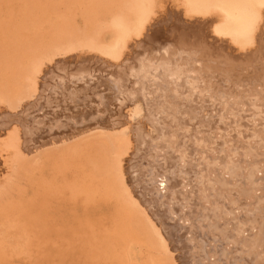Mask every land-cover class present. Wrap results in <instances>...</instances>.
Segmentation results:
<instances>
[{
    "label": "bare ground",
    "instance_id": "6f19581e",
    "mask_svg": "<svg viewBox=\"0 0 264 264\" xmlns=\"http://www.w3.org/2000/svg\"><path fill=\"white\" fill-rule=\"evenodd\" d=\"M192 37L198 46L184 49ZM149 44L138 68L156 66L163 76L159 69L153 80L129 84L122 73ZM211 50L233 77L241 64L264 59V0H0V264H180L179 248L193 264V245L195 264L210 255L212 264H264V91L236 122L218 112L193 122L190 109L203 111L208 95L200 93L199 106L185 82L175 93L162 79L178 58ZM60 65L103 71L90 73L106 76L115 116L31 142L21 120ZM248 76L240 85L264 87L259 67ZM249 121L257 130L246 134ZM157 133L172 155L161 162L159 139L153 147L148 139ZM181 155L186 169L177 177L172 161ZM174 212L187 214V228L170 224Z\"/></svg>",
    "mask_w": 264,
    "mask_h": 264
},
{
    "label": "rangeland",
    "instance_id": "374dc122",
    "mask_svg": "<svg viewBox=\"0 0 264 264\" xmlns=\"http://www.w3.org/2000/svg\"><path fill=\"white\" fill-rule=\"evenodd\" d=\"M196 41H198V38L196 37H192V38H186L184 42H182V46L184 47V49H189L190 46H193V45H197L198 46V43H195ZM153 46L154 44H149L147 46H144L142 48V50L136 55L137 58H139V60L137 61H134L135 64H132L134 66V70L136 71H133V68L131 69V64L130 66H128L127 69H129L130 67V71L128 73V75L130 74V76H127V73H122L125 74L126 76H124L128 83L131 84H135L134 82H144L146 83V81L148 79H151L153 80V78H156L157 76V71H159L160 69V74H162L161 76H163V72L164 70L161 69V68H155L156 66H154L153 68H151V65L150 67L148 68L147 67V70L148 72H146L144 69H141L138 68L140 65L144 66V64L148 62V60H146V58L150 57L149 54L151 52H153ZM151 51V52H149ZM215 51V50H214ZM144 52V53H143ZM149 52L148 56H145L147 53ZM198 53H200V51H198ZM206 54H207V58L209 56L208 60L207 61H210V62H207L205 61L206 60ZM204 56H198L194 58V56L190 59H184L182 60L181 58H178L176 60L177 63H175L173 65V68L169 69L171 70L170 74L167 72V75H164V77L162 78L165 82V84H167L168 86H173L175 84H179L181 81L185 82L186 85H187V88H190V90H195L196 92V95H200V93H202V96H204L205 94V98L206 99H203L200 95L201 98H199V106L201 104V101L202 99L205 100V101H202V104L203 106H201L203 109H200V110H203V111H199L197 113L194 114V107H192L190 109V111H193V119H191V121H195V122H201V120H203V117L205 116V118H207V116H214V118H216L217 114L219 116H217L218 118L219 117H224V118H229V119H225L226 121H229L230 120V117L233 118V120H235V122L237 121V117L239 114H241L240 112L244 111H240L242 108L246 107L247 108V105L249 103H253L254 100H257V103H260L261 102V98H262V93L264 91V87H260L258 89H253L251 87H245L244 85H240V82L242 80H244V78H247L249 77L248 75H251L252 72L254 71V68H260V71H264V59H262L261 61H259L257 64H254V66H251L249 64H241V66L239 67L238 71H236L234 73V77L232 75V72L229 70L228 71V74L226 73V69H224V65L222 63V60H220V58H218L217 56H215V54L217 55V52H213L212 50L209 51L208 53H206ZM135 56V58H136ZM214 59H217L214 61ZM135 60V59H134ZM137 60V59H136ZM187 60V61H186ZM218 61V62H217ZM133 62V63H134ZM188 62V63H187ZM216 62V63H215ZM261 62V63H260ZM263 62V63H262ZM140 63V64H139ZM210 63V66H207L208 64ZM204 64V65H203ZM207 64V65H206ZM186 65V66H185ZM220 65V66H219ZM259 65V66H258ZM132 66V67H133ZM214 66V68H213ZM256 66V67H255ZM59 67V68H58ZM58 67H55V69L53 70V74H54V77H53V74H52V79L50 77L49 81H47L48 83H46L47 85H45V88H44V92L43 94H41L42 96L39 97V99H42V100H38L35 102L34 105L31 106L30 110H29V113L26 115H24L23 119L21 120V123H22V127L24 128V126L26 128H24V131L26 132V135H27V138L29 137V140L32 142L34 141H37V140H40V139H43L40 143L43 145V143H48L50 142V140H58L59 139V136L62 138L68 136V132H71L72 130L76 129L77 127H79V125H81L82 123H85L88 119H91L94 117V119L96 118L97 120V117H98V120H100L99 118H101V120H104V119H110V118H114L115 116V109L113 108V105L114 104V99H112L113 97V94H112V91L110 90V87H107L105 84H107V78L106 76L104 77H100V75H95L94 73H90V72H99L100 69H96L95 68H91V67H88V68H83L84 71L82 70V68H70V66H67L66 70H65V66L63 68V65H60ZM137 67V68H136ZM188 67V68H186ZM206 67H211L213 70L212 71H209L208 73L205 72V71H208L209 69H207ZM246 67V68H245ZM63 70H62V69ZM69 68V69H68ZM91 68V69H90ZM216 68V69H215ZM57 69H60L59 71ZM68 69V71H67ZM81 69V70H80ZM90 69V70H89ZM156 69V70H155ZM207 69V70H206ZM77 70H80L78 71V75H76V72ZM92 70V71H91ZM188 70V71H187ZM211 70V69H210ZM225 70V71H224ZM57 71V72H55ZM63 71V72H61ZM155 71V72H154ZM201 71V72H200ZM59 72H61L59 74ZM67 72V73H65ZM81 72V73H79ZM100 72H103L100 70ZM99 72V73H100ZM106 72V71H105ZM150 72H151V75H150ZM212 72L214 73V75H211ZM222 72V73H221ZM69 73V74H68ZM73 73L75 74V76L73 75ZM83 73V74H82ZM136 73V74H135ZM187 73V74H186ZM217 73V75H216ZM250 73V74H249ZM59 74V75H58ZM102 74H107V73H102ZM169 74V75H168ZM172 74V76H171ZM189 74V75H188ZM191 74V75H190ZM244 74V75H243ZM261 74V73H260ZM67 75V76H66ZM85 75V76H84ZM91 75V76H90ZM95 75V76H94ZM133 75V76H132ZM156 75V76H155ZM83 78H82V77ZM102 76V75H101ZM107 76L111 77L112 75L111 74H107ZM168 76L167 80H165V78ZM170 76V78H169ZM204 76V77H203ZM210 76V77H209ZM223 78H222V77ZM59 77V78H58ZM213 77V78H212ZM219 77V78H218ZM217 78V79H215ZM60 79V80H59ZM210 79V80H208ZM214 79V80H213ZM52 80V81H51ZM142 80V81H141ZM170 80V81H169ZM205 80V81H204ZM264 80V79H263ZM51 81V82H50ZM83 81V82H82ZM103 81V82H102ZM156 81V80H155ZM180 81V82H179ZM207 81V82H206ZM212 81V82H210ZM220 83H219V82ZM240 81V82H239ZM58 82V84H57ZM131 82V83H130ZM179 82V83H178ZM52 83V84H50ZM49 84V85H48ZM89 84H92V85H89ZM223 84V85H222ZM98 85V86H97ZM148 85V84H147ZM157 84L154 85V82H153V86H156ZM87 86V87H86ZM90 86V87H89ZM164 86V83L162 85H160L161 88H163ZM84 87V88H83ZM74 88V90H73ZM76 88V89H75ZM83 88V89H82ZM133 88V91L134 92H139L141 91L142 89L139 88V87H132ZM78 90V91H77ZM206 90V91H205ZM81 91V92H80ZM105 91V92H104ZM172 92H177L178 89L175 86L172 87L171 89ZM204 91V92H202ZM79 92V93H78ZM87 92V94H86ZM199 93V94H198ZM204 93V94H203ZM70 94V95H69ZM96 94V95H95ZM207 94V95H206ZM244 94V95H243ZM48 95V96H47ZM73 95V97H72ZM76 95V96H75ZM104 96V98H103ZM43 97V98H42ZM199 97V96H198ZM220 99H218V98ZM67 98V99H66ZM180 98V97H179ZM250 98V99H249ZM45 99V100H44ZM72 99V100H71ZM80 99V100H79ZM208 99L210 102H208ZM242 99V100H241ZM253 99V100H252ZM75 100V101H74ZM85 100V101H84ZM166 100V104L168 103L167 102V98L165 99ZM237 100V101H236ZM251 100V101H250ZM47 101V102H46ZM65 101V102H64ZM72 101V102H71ZM179 101V100H178ZM207 101V102H206ZM69 102V103H68ZM83 102V103H82ZM172 102V101H171ZM171 102L170 104H168L169 106L171 105ZM209 103V105H211L210 107H208L209 105L206 104L205 106V103ZM85 103V104H84ZM248 103V104H247ZM42 104V106H41ZM58 104V105H57ZM74 104V105H73ZM173 104L171 105V107H173ZM201 104V105H202ZM213 104V105H212ZM70 105V106H69ZM92 105V106H91ZM108 105V106H107ZM218 105V106H217ZM72 106V107H71ZM88 106V107H87ZM106 106H107V109H106ZM111 106V107H110ZM177 106V104H175V107ZM220 106V107H219ZM244 106V107H243ZM69 107V108H68ZM171 107L169 108V110L174 111V107L171 109ZM206 107V109H204ZM39 108V109H38ZM76 108V109H75ZM91 108V109H90ZM210 108V109H209ZM212 108V109H211ZM218 108V109H216ZM33 109V110H32ZM44 109V110H43ZM46 109V110H45ZM72 109V110H71ZM208 109L207 113H206V110ZM259 109H260V106H259ZM35 110V111H34ZM95 110V111H94ZM104 110V111H103ZM110 110V111H109ZM113 110V111H112ZM212 110V111H211ZM215 110V111H214ZM217 110V111H216ZM68 111V112H67ZM71 113H70V112ZM94 111V112H93ZM107 113H106V112ZM204 111H205V115H204ZM214 111V112H213ZM78 112V113H77ZM83 112V113H82ZM103 112V113H101ZM215 112H218L217 114ZM222 112V113H221ZM37 113V114H36ZM60 113V114H58ZM77 113V114H76ZM88 113V114H87ZM91 113V114H90ZM105 113V114H104ZM176 114H178V111L176 110L175 111ZM212 113V114H211ZM30 114V115H29ZM83 114V115H82ZM103 114V115H102ZM201 114V115H200ZM210 114V115H209ZM62 115V117H61ZM77 115V116H76ZM106 115V116H105ZM108 115V116H107ZM110 115V116H109ZM216 115V116H215ZM35 116V117H34ZM38 116V117H37ZM57 116V117H56ZM66 116V117H65ZM171 116V115H170ZM197 116V117H196ZM202 118H200V117ZM211 116V117H212ZM76 117V118H75ZM106 117V118H105ZM236 117V118H235ZM62 118V119H61ZM66 118V119H65ZM104 118V119H103ZM200 118V119H199ZM37 119V120H35ZM60 119V120H59ZM65 119V120H64ZM71 119V120H70ZM75 119V120H74ZM196 119V120H194ZM35 120V121H34ZM40 120V121H39ZM73 120V121H72ZM85 120V121H83ZM24 121V122H22ZM64 121V122H63ZM40 122V123H39ZM43 122V123H42ZM56 122V123H55ZM75 122V123H74ZM154 122V121H153ZM152 122V123H153ZM24 123V125H23ZM31 123V124H30ZM36 123V124H34ZM78 123V124H77ZM40 124V125H39ZM56 124V126H55ZM73 124L76 126H73ZM155 124V123H153ZM169 124V121L166 122V128ZM30 125V126H29ZM36 125V126H35ZM50 125V126H49ZM60 125V126H59ZM64 125V126H63ZM71 125V126H70ZM156 125V124H155ZM171 125V123H170ZM28 126V127H27ZM40 126V127H39ZM55 126V127H54ZM60 129H58V128ZM67 127V128H66ZM73 127V128H71ZM36 128V129H35ZM40 128V129H39ZM44 128V129H43ZM254 128L253 127V123L251 121H249V124L246 125L245 127V130H246V134H248V132L251 131V129ZM67 129V130H66ZM256 129V127L254 128V130ZM34 133H32V131H35ZM63 130V131H62ZM69 130V131H68ZM188 131L190 130V128L187 129ZM257 130V129H256ZM66 131V132H65ZM248 131V132H247ZM31 132V133H29ZM42 132V133H41ZM61 132V133H60ZM191 131H189V133H191ZM58 133V134H57ZM39 134V135H38ZM43 134V135H42ZM50 134V135H49ZM53 134V135H52ZM65 134V136L63 135ZM199 134H202L201 131H199ZM204 134V133H203ZM158 135V136H157ZM154 136V137H153ZM151 136L150 138H148L150 140V144H152V147L153 145H155V141L157 140V138L159 140H157L158 142L157 143V146H158V143H160L161 141V138H159V134L157 133L156 136L155 134ZM218 136V138H217ZM216 136V140H220L222 137H223V134L222 132ZM49 137L51 138L49 140ZM54 137V138H53ZM58 137V138H57ZM239 137V136H238ZM53 138V139H52ZM32 139V140H31ZM28 140V139H27ZM189 141H187L186 143H188ZM173 144L175 145V143H172L171 144V147L173 146ZM160 147L158 146L157 147H153L154 151L157 152L160 156V158H158V160L160 159V162H161V159L162 161L165 160V155L166 154H169L170 156L171 153L170 152H167L166 151V148H165V145L164 144H159ZM157 149V150H156ZM165 149V150H164ZM137 150V149H136ZM164 155V156H163ZM214 155V154H213ZM136 157V156H134ZM184 155H181V157L179 158H176L172 161V165H173V168L175 169L174 172L176 173L175 176H179L181 177L185 172V162L183 161L184 159H186V157H184ZM156 158V157H155ZM173 158V157H172ZM1 159V158H0ZM157 159H155L156 161ZM180 162V163H179ZM184 162V163H183ZM180 165V166H179ZM182 166V167H181ZM184 166V167H183ZM181 168V169H180ZM183 168V169H182ZM185 168V169H184ZM180 169V170H179ZM184 170V171H183ZM178 174V175H177ZM184 176V175H183ZM260 177V176H258ZM180 179H183L180 178ZM185 185H187L186 183H183ZM185 185H182V191H185L187 190V187ZM164 188H165V184H164ZM164 188H161V192L163 194L162 197H165V194L167 195V192L166 190H164ZM165 192V194H164ZM157 195H159L157 193ZM160 196V195H159ZM257 196H259V194H257ZM153 211L155 212V210L153 209ZM185 211V210H184ZM186 212V211H185ZM183 213L182 215H177L175 216V212L173 214H171V217H172V222L170 224L172 225H175L177 224V226L180 225V227L182 226V230L183 228H187L188 225H186V222L188 221L186 218H185V215H187L186 213ZM156 213V212H155ZM205 213L207 214L208 212H204L203 214L205 215ZM157 214V213H156ZM185 214V215H184ZM158 215V214H157ZM184 215V216H183ZM183 217V218H182ZM175 218V219H174ZM179 218V219H178ZM180 219H181V222H180ZM184 219V220H183ZM229 219V218H228ZM179 222V223H178ZM185 222V224H184ZM164 223V221H163ZM169 225V224H168ZM166 225L164 223V226L165 228H167V230L169 231L170 235L173 236L174 234L171 233V230H170V227ZM176 226V227H177ZM185 232V231H184ZM190 232V233H189ZM187 236L188 235H191V233L193 231H189ZM196 236L195 233H193V235H191L190 237L188 236L187 241L190 242L191 239H194ZM238 237V236H237ZM174 238V236H173ZM175 239V238H174ZM236 240H240V238L238 237ZM178 242H176L177 244ZM175 244V245H176ZM179 245V244H177ZM181 246H177V248H179ZM195 246L193 245L192 246V249L190 248V250L188 251L187 249V254L188 256L190 257L191 261H193V264H195V262H197L196 260V254H197V250L196 248H194ZM254 248V247H253ZM180 249V248H179ZM178 249V250H179ZM177 250V256L179 258V261H180V264H184V261L183 259L185 258L184 254H181L183 251ZM255 253V251L257 250V247H255V249H253ZM259 250V248H258ZM195 251V252H193ZM251 251V250H250ZM178 252H180V255L182 256L183 255V259L181 258V256H179ZM251 252V253H252ZM260 252V250H259ZM184 253V252H183ZM195 253V255H194ZM254 253H252V255H254ZM259 254V253H258ZM193 255V256H192ZM251 255V256H252ZM261 255V254H260ZM259 255V256H260ZM215 255L213 256H209V261H207L206 263L207 264H212V263H215V260L216 258H214ZM254 257V256H253ZM257 257V255H256ZM195 258V259H194ZM186 259V258H185ZM194 259V260H193ZM259 259H257L258 261ZM213 261V262H212ZM255 261L254 263L256 264H260V261Z\"/></svg>",
    "mask_w": 264,
    "mask_h": 264
}]
</instances>
